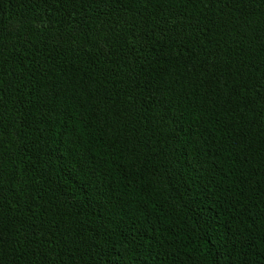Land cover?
I'll return each instance as SVG.
<instances>
[{"label":"trees","instance_id":"trees-1","mask_svg":"<svg viewBox=\"0 0 264 264\" xmlns=\"http://www.w3.org/2000/svg\"><path fill=\"white\" fill-rule=\"evenodd\" d=\"M0 264H264V0H0Z\"/></svg>","mask_w":264,"mask_h":264}]
</instances>
